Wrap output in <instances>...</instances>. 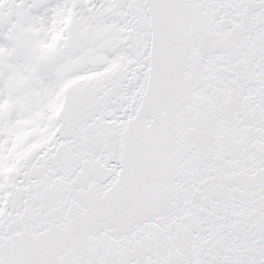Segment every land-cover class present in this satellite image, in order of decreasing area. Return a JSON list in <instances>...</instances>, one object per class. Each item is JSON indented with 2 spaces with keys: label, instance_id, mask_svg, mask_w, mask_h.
Masks as SVG:
<instances>
[{
  "label": "snow or ice",
  "instance_id": "1",
  "mask_svg": "<svg viewBox=\"0 0 264 264\" xmlns=\"http://www.w3.org/2000/svg\"><path fill=\"white\" fill-rule=\"evenodd\" d=\"M0 264H264V0H0Z\"/></svg>",
  "mask_w": 264,
  "mask_h": 264
}]
</instances>
